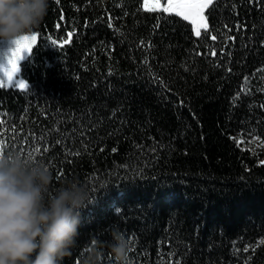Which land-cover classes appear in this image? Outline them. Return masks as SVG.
<instances>
[{
    "label": "trees",
    "instance_id": "1",
    "mask_svg": "<svg viewBox=\"0 0 264 264\" xmlns=\"http://www.w3.org/2000/svg\"><path fill=\"white\" fill-rule=\"evenodd\" d=\"M205 17L197 36L144 0H50L28 88L0 86V153L93 193L64 264L115 225L130 264H264V0Z\"/></svg>",
    "mask_w": 264,
    "mask_h": 264
},
{
    "label": "clouds",
    "instance_id": "2",
    "mask_svg": "<svg viewBox=\"0 0 264 264\" xmlns=\"http://www.w3.org/2000/svg\"><path fill=\"white\" fill-rule=\"evenodd\" d=\"M50 0H0V44L16 42L39 28ZM50 166L18 150L0 153V264H64L77 248L81 212L93 203L90 187L77 178L59 182ZM111 240L93 237L82 264H130L131 241L119 228Z\"/></svg>",
    "mask_w": 264,
    "mask_h": 264
},
{
    "label": "snow or ice",
    "instance_id": "3",
    "mask_svg": "<svg viewBox=\"0 0 264 264\" xmlns=\"http://www.w3.org/2000/svg\"><path fill=\"white\" fill-rule=\"evenodd\" d=\"M166 3L167 7L160 8L159 5H155L153 7H150L148 10L163 11L166 13L174 12L176 15L182 16L184 20H191L193 24H197V18H199L201 21H204L202 13L212 3V0H206L205 3H194L190 2V0H166ZM206 26L207 25L205 24V27ZM196 35H200L199 29H197ZM207 35L208 33H205V36ZM35 39L36 35L32 34L24 36L16 42V46L13 49L11 57L8 60L9 67L4 71V75L6 78L10 79L15 73L19 72V62L24 58L22 53L27 52L30 54L31 52V45L27 42L34 41ZM212 39H216V37L213 36ZM229 39H234V37H229ZM212 55H215L214 51ZM0 86H2V82H0Z\"/></svg>",
    "mask_w": 264,
    "mask_h": 264
},
{
    "label": "rangeland",
    "instance_id": "4",
    "mask_svg": "<svg viewBox=\"0 0 264 264\" xmlns=\"http://www.w3.org/2000/svg\"><path fill=\"white\" fill-rule=\"evenodd\" d=\"M204 1L206 2V0H204ZM213 1L214 0H212V2ZM165 2H166V0H146L145 8L148 10L150 7H153L155 5H159L160 8H162V6L165 7ZM190 2L201 3L200 0H190ZM205 2H203V3H205ZM205 10L202 13V15L204 17V21H201L199 18H197V24H193L190 20V22L194 25L195 33H196L197 29H199V31H201L202 28L205 27V24L207 25V20L205 17ZM32 34L36 35V39L34 41L27 42V43H30V45H31V51H32L33 47L38 43V34L37 33H32ZM12 51H13V49L11 46L0 44V65L7 66V67L9 66L8 60L11 57ZM22 55L24 56V58L22 60H20L19 65L23 60H25L29 56V53L25 52V53H22ZM5 70L6 69H0V82H2V86H8V87L13 86V87L19 88L21 90H26L28 88L29 83L19 75V72L15 73L10 79H8L4 75ZM21 82H23V83H21Z\"/></svg>",
    "mask_w": 264,
    "mask_h": 264
},
{
    "label": "crops",
    "instance_id": "5",
    "mask_svg": "<svg viewBox=\"0 0 264 264\" xmlns=\"http://www.w3.org/2000/svg\"><path fill=\"white\" fill-rule=\"evenodd\" d=\"M146 1V0H145Z\"/></svg>",
    "mask_w": 264,
    "mask_h": 264
}]
</instances>
